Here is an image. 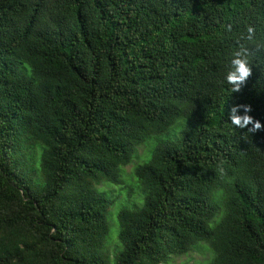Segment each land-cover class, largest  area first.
I'll use <instances>...</instances> for the list:
<instances>
[{"label":"trees","instance_id":"trees-1","mask_svg":"<svg viewBox=\"0 0 264 264\" xmlns=\"http://www.w3.org/2000/svg\"><path fill=\"white\" fill-rule=\"evenodd\" d=\"M236 105L261 129L231 125ZM144 145L111 259L97 186ZM200 243L264 264V0H0V264H166Z\"/></svg>","mask_w":264,"mask_h":264},{"label":"rangeland","instance_id":"rangeland-1","mask_svg":"<svg viewBox=\"0 0 264 264\" xmlns=\"http://www.w3.org/2000/svg\"><path fill=\"white\" fill-rule=\"evenodd\" d=\"M147 147L150 148L151 146ZM147 147L145 145L139 147L132 162L128 166L121 169L119 174L120 184H113L106 181L97 186L99 191L107 194L109 199L112 201L107 214L110 232L106 242V252L111 259L113 258L115 250L121 245L118 240V210L123 206L132 207L143 203L142 188H140L136 178L134 175H132V173L136 165H139L142 162L140 157L143 156ZM212 258L213 255L209 244L200 243L186 255L171 256L168 263L166 264H210Z\"/></svg>","mask_w":264,"mask_h":264},{"label":"clouds","instance_id":"clouds-1","mask_svg":"<svg viewBox=\"0 0 264 264\" xmlns=\"http://www.w3.org/2000/svg\"><path fill=\"white\" fill-rule=\"evenodd\" d=\"M249 37L251 36L253 29L251 27L247 28ZM252 69L248 65V60L246 53L241 51H236L233 53V58L231 60V70L225 75V82L231 86V91L233 93H239L242 86L246 83L248 77L250 76ZM243 108L244 115H237V110ZM251 111L248 105H236L231 108L228 119L230 124L238 129H245L248 125L252 127L249 128L251 131L260 130L262 125L258 120H254L251 116L247 115Z\"/></svg>","mask_w":264,"mask_h":264}]
</instances>
